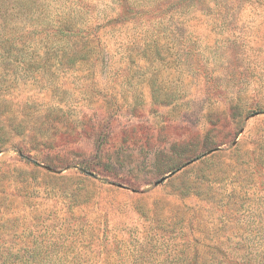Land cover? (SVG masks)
Wrapping results in <instances>:
<instances>
[{
  "label": "rangeland",
  "instance_id": "1",
  "mask_svg": "<svg viewBox=\"0 0 264 264\" xmlns=\"http://www.w3.org/2000/svg\"><path fill=\"white\" fill-rule=\"evenodd\" d=\"M0 264H264V0H0Z\"/></svg>",
  "mask_w": 264,
  "mask_h": 264
},
{
  "label": "trees",
  "instance_id": "2",
  "mask_svg": "<svg viewBox=\"0 0 264 264\" xmlns=\"http://www.w3.org/2000/svg\"><path fill=\"white\" fill-rule=\"evenodd\" d=\"M8 40H10V39H8Z\"/></svg>",
  "mask_w": 264,
  "mask_h": 264
}]
</instances>
